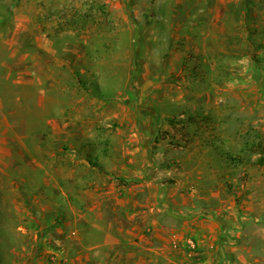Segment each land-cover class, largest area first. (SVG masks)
I'll return each mask as SVG.
<instances>
[{
    "label": "rangeland",
    "instance_id": "rangeland-1",
    "mask_svg": "<svg viewBox=\"0 0 264 264\" xmlns=\"http://www.w3.org/2000/svg\"><path fill=\"white\" fill-rule=\"evenodd\" d=\"M220 237L264 264V0H0V264Z\"/></svg>",
    "mask_w": 264,
    "mask_h": 264
},
{
    "label": "crops",
    "instance_id": "crops-1",
    "mask_svg": "<svg viewBox=\"0 0 264 264\" xmlns=\"http://www.w3.org/2000/svg\"><path fill=\"white\" fill-rule=\"evenodd\" d=\"M208 238H212L213 237V234L210 233L209 236H207ZM220 241H222L223 243L221 244L220 246ZM217 255H216V258H218V263L217 264H225L226 263V253H225V245H226V242L224 240L220 238H218L217 240Z\"/></svg>",
    "mask_w": 264,
    "mask_h": 264
}]
</instances>
